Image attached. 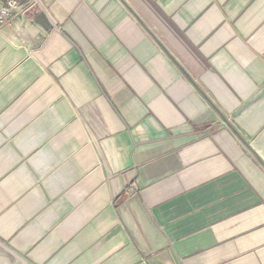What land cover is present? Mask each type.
Returning a JSON list of instances; mask_svg holds the SVG:
<instances>
[{
    "label": "crops",
    "instance_id": "1",
    "mask_svg": "<svg viewBox=\"0 0 264 264\" xmlns=\"http://www.w3.org/2000/svg\"><path fill=\"white\" fill-rule=\"evenodd\" d=\"M8 1L0 264H264V0Z\"/></svg>",
    "mask_w": 264,
    "mask_h": 264
},
{
    "label": "built area",
    "instance_id": "2",
    "mask_svg": "<svg viewBox=\"0 0 264 264\" xmlns=\"http://www.w3.org/2000/svg\"><path fill=\"white\" fill-rule=\"evenodd\" d=\"M26 10L16 1H8L7 3L0 2V32L6 27H10L19 16H24ZM18 30L25 31L24 28H11L12 33H17ZM43 38V35L41 36Z\"/></svg>",
    "mask_w": 264,
    "mask_h": 264
},
{
    "label": "rangeland",
    "instance_id": "3",
    "mask_svg": "<svg viewBox=\"0 0 264 264\" xmlns=\"http://www.w3.org/2000/svg\"><path fill=\"white\" fill-rule=\"evenodd\" d=\"M27 35H29V33H28ZM43 39H44V38L40 37V41L43 40Z\"/></svg>",
    "mask_w": 264,
    "mask_h": 264
}]
</instances>
